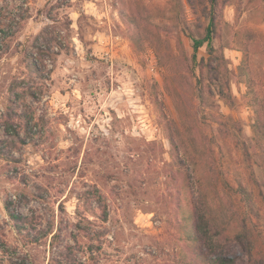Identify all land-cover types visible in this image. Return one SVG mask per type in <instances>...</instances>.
Returning <instances> with one entry per match:
<instances>
[{
  "label": "rangeland",
  "instance_id": "1",
  "mask_svg": "<svg viewBox=\"0 0 264 264\" xmlns=\"http://www.w3.org/2000/svg\"><path fill=\"white\" fill-rule=\"evenodd\" d=\"M66 1L30 0V16L21 26L12 22L14 35L0 40V139L8 142V157L0 158V264L25 252L46 264L49 255V237L35 247L16 233L5 200L31 217L38 234L61 226L63 241L72 242L77 221L100 231L92 242L98 247L94 258L83 256L89 264L189 263L176 202L182 173L170 157L158 105L174 122L180 154L198 168L208 195L216 194L223 179L237 178L253 192L259 210L253 234L256 249L264 252V203L243 152V140L252 135L249 101L256 94L264 106V0H218L213 44L223 58L210 76L203 72L201 83L200 71L191 67L192 41L182 27L187 20L190 31L203 37L204 0L195 1V13L186 0ZM127 9L139 23L137 38L121 20ZM46 25L61 45L53 48L58 52L53 67L44 60L51 70H45L42 84L29 77L24 53ZM245 45L251 67L243 64ZM197 57L207 60L206 43ZM247 66L251 90L241 75L240 67ZM221 76L228 79L232 106L215 93ZM15 77L18 92L33 86L38 96L26 98L30 135L14 121L18 138L4 128ZM200 90L205 98H199ZM94 187L98 194L92 196ZM214 198L221 206L215 214L223 218L233 202Z\"/></svg>",
  "mask_w": 264,
  "mask_h": 264
},
{
  "label": "trees",
  "instance_id": "2",
  "mask_svg": "<svg viewBox=\"0 0 264 264\" xmlns=\"http://www.w3.org/2000/svg\"><path fill=\"white\" fill-rule=\"evenodd\" d=\"M1 1L3 4L0 7V40H3L6 37L5 35H14L15 33L14 31H9L12 22L18 23L21 26L22 22L30 16V0ZM186 1L192 12L195 13L196 0ZM121 4L125 8L124 1H121ZM202 6V11L208 20L204 27L203 37L197 38L190 31L187 20H184L182 27L185 34L192 41L191 67L194 71L195 69L200 71L198 77V82L200 83L205 80L206 75L210 76L211 69L218 70L220 68L221 59L223 58L222 50L220 51L213 44V33L216 31L217 21L212 12L217 8L218 0H204ZM127 10L122 11L121 20L129 27L131 34L137 38V35H140L139 23L134 13L129 9ZM65 27L68 28L69 24L67 23ZM56 35L55 29L51 25H46L34 36L27 51L24 53L27 73L37 83L45 84V80L48 79L47 75H44L47 69V64L44 63V60H50L51 67L54 66L55 57L58 52L54 51L53 48L61 45L60 43H56ZM203 43H206V51L208 53L206 61L205 59L198 60L197 57L198 50ZM242 52L244 56L243 64L247 61L249 67H251L249 57L247 59L246 45L242 48ZM212 61L216 62L214 66H212ZM249 67H240V69L241 75L245 77L243 78L244 83L251 90L253 77L251 75V68L249 71ZM50 70L51 68L47 69V73ZM203 72H206L205 76ZM222 77L216 85L218 89L215 93L228 105L232 106L233 98L228 79ZM19 83L20 81L15 77L9 86L8 91L10 95L4 118V128L6 131L12 130L17 138L19 136L18 130L13 128L15 120H19L20 128H23L26 136H29L32 130V125L30 124L32 117L27 112L26 106L28 103L26 102V98L38 99L33 86H28L26 89L18 92ZM198 96L200 99L205 98L206 93L200 90ZM249 105L252 107L254 114L251 123L252 135L243 140V152L249 168V178L257 189L258 198L264 203V106L263 101H260L256 94L250 99ZM158 107L170 142V157L182 173V187L176 198V202L177 211L182 217L181 224L184 239L188 242V250L190 252L188 264H264V252L256 249V238L253 234L252 219L259 216L253 192L244 185L241 179L237 178L233 182L223 179L218 184L216 194L208 195L204 190L203 180L198 177V168L187 159V155L180 154V147L171 128L174 122L172 119H168V115L164 113L161 105H158ZM20 141L22 142V140ZM7 145L8 142L5 139H0V158L8 157L7 153H4ZM251 150L254 153H252L254 155L252 159L249 156V151ZM93 190L92 196H95L96 193L98 194L96 187ZM223 194L225 197L230 198V202H233V205H230L227 209L228 213L224 212L222 218L215 214L221 206L214 197L217 196L219 201H224ZM4 206L9 218L13 221L16 233L23 238L22 240L25 243L38 247L42 245V241H40L42 238L49 237L47 244L46 241L43 243L46 244L49 253L46 264H89L84 259V254L89 253V256L93 257L92 252L95 248H98L93 247L92 242L98 238L100 231L93 232L82 227L81 221L73 224L75 232L73 231L72 235L70 233L72 242H64L61 226L55 229L50 226L38 234V232H35L36 226L31 221L30 216L17 213L11 207L9 200L4 201ZM82 238L87 239V245L81 243ZM9 264L39 263L35 262L25 252L20 253V256L14 261L9 259Z\"/></svg>",
  "mask_w": 264,
  "mask_h": 264
}]
</instances>
